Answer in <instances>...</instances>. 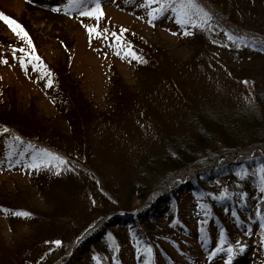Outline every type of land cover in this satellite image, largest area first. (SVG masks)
I'll return each instance as SVG.
<instances>
[{
	"label": "rangeland",
	"instance_id": "374dc122",
	"mask_svg": "<svg viewBox=\"0 0 264 264\" xmlns=\"http://www.w3.org/2000/svg\"><path fill=\"white\" fill-rule=\"evenodd\" d=\"M99 2L97 18L61 5L54 13L52 0H0V13L18 19L32 41L0 20V264H225L224 251L210 252L212 261L203 253L215 248L206 225L214 205L192 193L211 182L237 197L236 211L215 208L245 245L233 242L230 264H264V162L230 152L264 156V121L256 123L264 119V0H194L210 13L208 26L199 18L181 25L171 9L149 22L145 0ZM38 9L52 20L44 35L35 31ZM243 19L253 33L234 27ZM121 26L139 59L117 54L111 32ZM211 122L218 127L203 141L196 124ZM42 148L64 162L26 167ZM214 155L219 165L205 170L174 168L212 166ZM146 223L160 250L138 240ZM207 231L212 242L202 252L198 232Z\"/></svg>",
	"mask_w": 264,
	"mask_h": 264
},
{
	"label": "snow or ice",
	"instance_id": "6c2138e0",
	"mask_svg": "<svg viewBox=\"0 0 264 264\" xmlns=\"http://www.w3.org/2000/svg\"><path fill=\"white\" fill-rule=\"evenodd\" d=\"M146 6L149 7L148 16L150 17V21L152 22V19L155 17H158L162 14H164L166 9H171L172 12L175 13V19L178 23L181 25H187V24H197V18H199L200 26H208L207 22L211 21L212 17L209 12H207L203 7H201L199 4L195 3L194 0H145ZM155 5L154 7L152 5ZM70 6H75L78 8H84L85 10L80 12L81 16H89V17H97L99 18L101 15H103L102 7L99 2V0H96L95 4L92 6H87L82 3V0H69ZM57 10H59V7L57 6ZM67 10V9H66ZM0 17H2L10 27L13 28V31L17 32L19 35H22L25 38H28V33L23 29L21 25H19L14 19H12L9 16L4 15L3 13H0ZM88 32L92 34L95 32L98 36H103L104 33L101 32L97 26L93 25H85ZM107 31V30H105ZM127 30L121 26L120 30L111 32V36L113 38L114 43L117 45V54H121L123 52L124 54L131 56L133 58L139 59L137 56L136 51L131 47V41H125L122 33L126 32ZM184 34H188L187 28H185ZM91 39V35L89 37ZM107 39V37H104ZM29 45L32 44V41L30 38H28ZM21 51H24V49H21ZM28 56L31 57V59L35 61H40V57L35 54L34 51H30L28 53ZM20 63L21 67L27 68V63L25 62L24 57H20ZM4 61L6 62V58H4ZM39 67L43 70L46 66L40 63ZM53 83V80L51 79L50 73L48 74L47 78V84L50 86ZM6 131V129H4ZM15 140H21L22 137H20L18 134L14 137ZM11 156V153H9ZM21 156H24V152H20ZM56 158L61 163L64 162V158L59 156L57 153H54L48 149H40L38 152L34 151L31 153L30 160L26 163V167H30L32 169H38L41 165L44 164L46 159L50 158ZM19 163V161H17ZM11 166V165H10ZM60 169L57 168V172H59ZM261 178L264 180V165H261ZM227 195V193H221V197ZM242 195H246L242 194ZM21 215H30L28 212H22L17 213ZM261 227H264V225H261ZM52 243L59 245L61 244L60 240H55ZM235 245L239 247L241 251H243L245 245L241 243L240 241H235ZM227 252V256L225 259V264H230L234 252V244L233 243H226L225 246V240L223 234H221L219 242L216 243L215 248L212 251V254L215 255L217 251H225Z\"/></svg>",
	"mask_w": 264,
	"mask_h": 264
},
{
	"label": "bare ground",
	"instance_id": "6f19581e",
	"mask_svg": "<svg viewBox=\"0 0 264 264\" xmlns=\"http://www.w3.org/2000/svg\"><path fill=\"white\" fill-rule=\"evenodd\" d=\"M7 3H8V0H7ZM18 6L16 7V11L19 13V12H21V6H20V4H17ZM33 11V10H32ZM35 12H34V14H33V17H34V19L36 20V22H37V24H34V26H35V31H37V33L38 34H43L44 35V33L45 32H49L50 30H51V27H50V25H48V24H52V20H50L42 11H40L39 9L38 10H34ZM8 14H10V13H8ZM29 14H30V12H29ZM56 15V14H55ZM216 16H217V13H216ZM12 19H14L17 23H18V19H16L14 16H10ZM47 19L48 20H50V21H47ZM2 22H4V23H6V26H9V24L3 19V18H1L0 19ZM225 22H223V23H220V27L222 26V28H224V30H227V27L225 26V24H224ZM233 23V25H234V27H239V28H241L242 29V31L244 32L245 30L246 31H250V32H252L253 33V26H254V23H250V21H248V20H242L241 22H239L238 20H236L235 22H232ZM12 28V27H11ZM13 32H15V31H12V33ZM12 36H15L16 35V32L14 33V34H11ZM12 129H14V127H12ZM15 130V129H14ZM248 148V147H247ZM127 213V212H126ZM126 219L127 218H125V221H126ZM124 221V220H123ZM124 221V222H125ZM84 243V242H83ZM6 250H8V249H6Z\"/></svg>",
	"mask_w": 264,
	"mask_h": 264
},
{
	"label": "trees",
	"instance_id": "16d2710c",
	"mask_svg": "<svg viewBox=\"0 0 264 264\" xmlns=\"http://www.w3.org/2000/svg\"><path fill=\"white\" fill-rule=\"evenodd\" d=\"M258 119H263V118H258ZM256 120V121H258V122H256V123H262L263 121H264V119L262 120V121H260V120ZM198 121V120H197ZM207 124V123H206ZM213 123L211 122V124H207V125H205V126H203V125H197L196 124V127L200 130L199 131V136H200V138H202L203 139V141H205V140H207V141H209L208 140V138H207V135L205 134L206 132H207V129H212V128H217L218 126L217 125H212ZM13 126V125H12ZM209 135H210V133H209ZM227 138H228V136H227ZM212 141V140H211ZM229 145H230V143H229ZM233 145V144H232ZM219 147H221V146H219ZM264 150V149H263ZM227 151V150H226ZM215 152H217V151H215ZM230 152H231V154H233V156L234 157H241V156H245V153L244 154H240V152H234V151H231L230 150ZM264 152V151H263ZM219 152H217L216 154H218ZM255 153V152H254ZM238 154H240V155H238ZM218 155H228V153H220V154H218ZM248 155V154H247ZM213 157V159H212V161H214L215 162V164L217 163V160L219 159V158H215V155L214 156H211V158ZM221 157V156H220ZM190 160L192 159V158H189ZM188 159H185L184 158V160L183 161H187ZM189 160V161H190ZM200 163H202V164H200V165H195V166H193V169H189V168H187V167H189V166H192V165H190L191 163L189 162L188 164H183V165H180V166H178V164L177 165H175V169H177V168H180V170H183V169H186V170H189V171H195L194 170V167H196L195 169H199V170H201V169H203V170H205L206 168L208 169L209 167H213L214 165H212V166H207L208 164H205V162L203 163V162H200ZM179 173V172H178ZM165 180V179H164ZM160 183H162V182H160ZM173 187H175V186H173ZM141 193V192H140ZM142 195V194H141ZM153 224V223H152ZM152 224L151 223H146V228H147V231H146V233L147 234H149V238L150 239H153V240H156V242H155V244H159L158 243V239L154 236V234L153 233H151V232H153L152 231ZM164 227H166L165 225H163ZM157 234V233H156ZM157 236V235H156Z\"/></svg>",
	"mask_w": 264,
	"mask_h": 264
}]
</instances>
